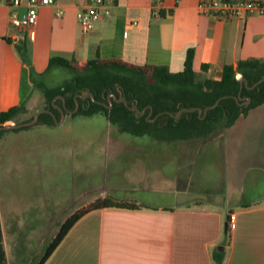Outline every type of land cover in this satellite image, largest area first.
I'll return each instance as SVG.
<instances>
[{"label": "crops", "instance_id": "1", "mask_svg": "<svg viewBox=\"0 0 264 264\" xmlns=\"http://www.w3.org/2000/svg\"><path fill=\"white\" fill-rule=\"evenodd\" d=\"M55 1L39 8L31 41L9 23L12 12L22 17L26 7L0 0L2 110L26 106L36 89L30 68L46 75L52 57L78 70L100 58L179 72L192 49L198 81L220 80L225 66L241 60H264V17L226 19L200 13L202 0H164L162 16L155 18L157 0H115L111 15L83 33L77 13L88 0ZM22 45L29 63L18 50ZM128 135L101 144L110 157L108 185L72 205L86 208L110 198L140 208L86 214L44 264H264V104L206 137ZM231 214L236 225L230 231ZM1 227L11 264L2 219Z\"/></svg>", "mask_w": 264, "mask_h": 264}, {"label": "trees", "instance_id": "2", "mask_svg": "<svg viewBox=\"0 0 264 264\" xmlns=\"http://www.w3.org/2000/svg\"><path fill=\"white\" fill-rule=\"evenodd\" d=\"M20 54L25 62L27 49L25 45L18 46ZM194 52L189 49L186 53L184 67L179 72H170L166 67L133 65L121 60L94 59L87 61L80 70L74 67L71 61L61 57H52L48 63V69L55 67L64 68L72 72V78L56 87H47L41 78L44 74L36 73L30 68V77L34 87H40L43 91L45 104L42 108L54 112L60 120L61 112L58 107L72 111L79 103L76 113L66 115L93 116L100 114L105 117L111 126L117 128L120 133L134 136L148 135L160 140H179L192 137H206L217 127H227L249 108L264 104V60H241L235 67L225 66L220 80L206 79L198 81L193 69ZM239 75V76H238ZM240 78L248 82L249 89L243 85L242 97H250L251 103L240 106L235 99L240 91ZM114 93L118 99L125 98L124 102H117L110 97L113 103L108 105V96ZM88 94L89 96H79ZM93 97H92V96ZM219 104L204 114L198 111H183V108H206ZM241 102V101H240ZM24 104L13 106L7 110L0 109V127L13 121L15 124L30 121L19 120V115L24 111ZM129 107L140 111L146 109L145 114L140 115ZM152 107V115L147 119ZM159 115L155 121H152ZM55 126L54 118L49 113H42L35 125ZM30 126L13 130L0 128L1 136L9 131L29 129ZM127 209L140 208L133 202L115 201L110 198L97 199L85 209L70 214L62 223L59 232L49 243L45 253L37 264H44L56 250L61 241L74 226L86 214L100 209ZM0 264H7L6 251L3 243L1 219H0Z\"/></svg>", "mask_w": 264, "mask_h": 264}, {"label": "rangeland", "instance_id": "3", "mask_svg": "<svg viewBox=\"0 0 264 264\" xmlns=\"http://www.w3.org/2000/svg\"><path fill=\"white\" fill-rule=\"evenodd\" d=\"M70 78V70L55 67L41 81L56 87ZM44 104L43 91L36 87L19 120L34 117ZM64 120L51 128L34 124L2 135L0 216L11 264L39 262L64 219L85 209L78 202L75 208L73 200L108 185L110 157L101 144L111 136H129L107 128L100 114Z\"/></svg>", "mask_w": 264, "mask_h": 264}, {"label": "built area", "instance_id": "4", "mask_svg": "<svg viewBox=\"0 0 264 264\" xmlns=\"http://www.w3.org/2000/svg\"><path fill=\"white\" fill-rule=\"evenodd\" d=\"M16 7H26V13L20 17L17 12H12L9 17L11 27L25 32L33 41L36 37L35 25L39 19V8L54 5L55 0H2ZM164 0H157L152 16H162L161 5ZM115 0H88L85 9H80L77 19L83 33L90 32L95 23L102 17H109ZM198 11L205 15L222 17L226 19L242 18L248 16L264 17V1L261 0H202L198 4ZM235 215L231 214L228 219V229L235 228Z\"/></svg>", "mask_w": 264, "mask_h": 264}, {"label": "water", "instance_id": "5", "mask_svg": "<svg viewBox=\"0 0 264 264\" xmlns=\"http://www.w3.org/2000/svg\"><path fill=\"white\" fill-rule=\"evenodd\" d=\"M243 85H246L249 89H253L257 84L254 85V86H252V87H249V86H248V82H247L244 78H240V91H239L238 96L235 97V99L237 100V102H238V104H239L240 106L247 105V104H249V103L251 102V98H250V97H248V96H247V97H242V96H241V91H242V89H243ZM79 96L87 97V96H89V95L86 94V95H79ZM91 96H92V95H91ZM92 97H93V96H92ZM110 97H113V100H115V101H117V102H124L126 105H128L127 100H126L125 98L118 99L117 96H116L114 93H112V94H110V95L108 96V102H109L108 105H107L106 103H103V102H100V103L103 104L104 106H107V107L111 108V107L113 106V103H112V100H111ZM220 100H221V99H218V100L215 102L214 105L208 106V107H206V108H204V109H202V108H194V109L183 108V109L180 111L179 115L176 116V118H179L180 115H181V113H182L183 111H198L199 114H204L203 117H205L206 114H207V111H208L209 109H213V108H215V107L219 104ZM240 101H241V102H240ZM58 109H59L60 112H61L60 120L57 119V117H56V115L54 114L53 111H51V110H49V109H46V108H40V109H38V110L36 111V113H35V115H34V117H33L32 120H30V121H25V122H21V123H18V124H15V123H13V124H8V125L1 126L0 128H1V129H4V130H13V129H19V128H22V127H27V126L34 125V124L37 123V121H38V119H39V116H40L42 113H49V114H51V115L53 116V118H54L55 124H56V125H59V124H61V122L64 120V117H65V115H66V114H65L66 112H68L69 114H73V113H76V112L79 110V103H78V102L76 103V107H75V109L72 110V111H67V109L65 108V105H64L63 108L58 107ZM129 109H130V110H133V111H137L138 114H140V115H143V114H145V112H146V109H144L143 111H140V110H138L137 108H133V107H129ZM151 115H152V107H150V113L148 114L147 119H148ZM158 116H159V115H157L152 121H155L156 118H157Z\"/></svg>", "mask_w": 264, "mask_h": 264}]
</instances>
